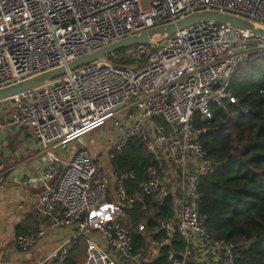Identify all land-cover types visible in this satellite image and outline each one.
<instances>
[{
    "label": "built area",
    "instance_id": "built-area-1",
    "mask_svg": "<svg viewBox=\"0 0 264 264\" xmlns=\"http://www.w3.org/2000/svg\"><path fill=\"white\" fill-rule=\"evenodd\" d=\"M197 11L264 25V0H0V88ZM111 56L118 63H90L7 100L11 111L0 122V131L27 129L44 153L40 177L21 181L42 188L37 213L53 228H78L58 246L51 264H64L79 240L87 246L85 264H153L164 249L166 264H233L249 242L212 240L197 214L200 179L216 165L200 142L206 130L195 121L209 122L211 105L235 103L230 78L252 57H264V37L206 22L161 46ZM106 125L117 135L108 152L111 162L137 140L157 164L133 193L125 187L135 179L132 171L113 174L84 147L61 169L65 160L56 150ZM148 197L156 203L170 199L172 211L154 218L151 229L144 222L135 226L137 249L127 210ZM88 232L101 235L106 249ZM43 235H18L16 246L26 252ZM177 243L181 250L174 249Z\"/></svg>",
    "mask_w": 264,
    "mask_h": 264
},
{
    "label": "trees",
    "instance_id": "trees-1",
    "mask_svg": "<svg viewBox=\"0 0 264 264\" xmlns=\"http://www.w3.org/2000/svg\"><path fill=\"white\" fill-rule=\"evenodd\" d=\"M263 87L264 57L254 56L230 78L228 91L235 103L211 105V120L206 123L196 117L195 121L196 127L206 130L200 142L216 165L212 174L200 179L197 214L212 240L249 242L233 264H264V93L259 92ZM112 165L116 174L134 173L135 179L125 185L129 193L143 181L148 168L157 167L137 140L128 141ZM171 211L170 199L156 203L149 197L127 210L135 248L141 245L135 226L144 222L151 229L154 218L168 216ZM182 248L177 243L174 249ZM166 254L167 249L162 250L153 264H166ZM64 264L78 262L69 252Z\"/></svg>",
    "mask_w": 264,
    "mask_h": 264
},
{
    "label": "crops",
    "instance_id": "crops-1",
    "mask_svg": "<svg viewBox=\"0 0 264 264\" xmlns=\"http://www.w3.org/2000/svg\"><path fill=\"white\" fill-rule=\"evenodd\" d=\"M11 111L10 102H0V122H4ZM75 144H84V141ZM63 156L65 164L71 159L69 149L56 150ZM96 159L101 160L92 154ZM44 153L27 129H3L0 131V264H51V258L58 246L74 236L76 225L51 227L49 218L39 215L36 203L42 192L40 186L32 187L21 183L24 179H36L44 167ZM19 182V183H17ZM43 231L44 235L28 251L21 252L16 246L18 235ZM86 237L102 249H106L104 238L88 232ZM84 245V260L78 241L71 249V255L78 264L87 260V246Z\"/></svg>",
    "mask_w": 264,
    "mask_h": 264
},
{
    "label": "water",
    "instance_id": "water-1",
    "mask_svg": "<svg viewBox=\"0 0 264 264\" xmlns=\"http://www.w3.org/2000/svg\"><path fill=\"white\" fill-rule=\"evenodd\" d=\"M218 23L227 25L239 30L247 31L255 35L264 37V25L251 20L241 18L229 13L218 11H197L192 14L160 26H156L129 37L117 40L100 48L90 54L76 58L65 67H56L37 75L31 76L14 84L0 88V102L7 101L21 93L36 90L55 81L67 73H71L83 66L95 62H108V57L121 50L136 46L154 47L159 46V42L165 41L175 33L182 31L198 23ZM140 66H136L138 68ZM82 142L81 140H78Z\"/></svg>",
    "mask_w": 264,
    "mask_h": 264
},
{
    "label": "rangeland",
    "instance_id": "rangeland-1",
    "mask_svg": "<svg viewBox=\"0 0 264 264\" xmlns=\"http://www.w3.org/2000/svg\"><path fill=\"white\" fill-rule=\"evenodd\" d=\"M165 41L159 42V46L163 45ZM124 49L119 51V56H126L127 52L130 50ZM117 54V53H116ZM110 58L112 56H109ZM117 139V135L114 129L110 128L109 125L104 126L103 128L94 131L82 138L84 144H71L68 149L70 151V156H72L75 152L79 150V148L84 147V149L88 150L91 154H95L96 157H99L103 163V165L110 169L113 174H115L116 170L112 165L111 160L108 157V152L112 145L115 143ZM78 248L82 250L81 262L84 260V245L82 241H78Z\"/></svg>",
    "mask_w": 264,
    "mask_h": 264
}]
</instances>
